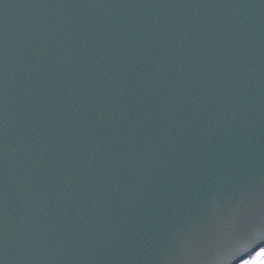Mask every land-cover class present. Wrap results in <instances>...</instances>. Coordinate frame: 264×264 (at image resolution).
Instances as JSON below:
<instances>
[{
    "label": "water",
    "instance_id": "water-1",
    "mask_svg": "<svg viewBox=\"0 0 264 264\" xmlns=\"http://www.w3.org/2000/svg\"><path fill=\"white\" fill-rule=\"evenodd\" d=\"M262 246L264 0H0V264Z\"/></svg>",
    "mask_w": 264,
    "mask_h": 264
},
{
    "label": "rangeland",
    "instance_id": "rangeland-1",
    "mask_svg": "<svg viewBox=\"0 0 264 264\" xmlns=\"http://www.w3.org/2000/svg\"><path fill=\"white\" fill-rule=\"evenodd\" d=\"M261 253H264V246L257 249L239 264H261V262L264 261V255Z\"/></svg>",
    "mask_w": 264,
    "mask_h": 264
},
{
    "label": "snow or ice",
    "instance_id": "snow-or-ice-1",
    "mask_svg": "<svg viewBox=\"0 0 264 264\" xmlns=\"http://www.w3.org/2000/svg\"><path fill=\"white\" fill-rule=\"evenodd\" d=\"M261 254L264 255V253H261ZM261 264H264V261H262Z\"/></svg>",
    "mask_w": 264,
    "mask_h": 264
}]
</instances>
